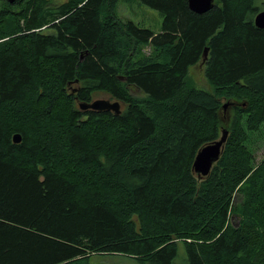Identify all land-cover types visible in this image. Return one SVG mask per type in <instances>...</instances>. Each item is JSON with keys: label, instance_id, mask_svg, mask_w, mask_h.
Instances as JSON below:
<instances>
[{"label": "trees", "instance_id": "1", "mask_svg": "<svg viewBox=\"0 0 264 264\" xmlns=\"http://www.w3.org/2000/svg\"><path fill=\"white\" fill-rule=\"evenodd\" d=\"M139 1L159 33L120 0H0V264H264V0ZM99 94L120 113L79 108Z\"/></svg>", "mask_w": 264, "mask_h": 264}, {"label": "water", "instance_id": "2", "mask_svg": "<svg viewBox=\"0 0 264 264\" xmlns=\"http://www.w3.org/2000/svg\"><path fill=\"white\" fill-rule=\"evenodd\" d=\"M13 3L15 0H6ZM215 0H187L189 9L196 14H203L208 12L214 6ZM254 25L258 29H264V10L260 11L254 17ZM207 48L204 49L202 54L201 65L207 59ZM232 102H225L222 106L223 112L226 113L227 107L232 105ZM81 110H92L96 112L111 111L115 114L120 113V104L118 102L110 101L109 99H96L91 103H80ZM228 137V130L224 129L218 140L209 143L202 147L196 154L193 161L192 170L198 177H205L209 174L212 166L219 160L221 151ZM13 143L18 144L21 142L19 134L13 136ZM238 225V224H236Z\"/></svg>", "mask_w": 264, "mask_h": 264}, {"label": "rangeland", "instance_id": "3", "mask_svg": "<svg viewBox=\"0 0 264 264\" xmlns=\"http://www.w3.org/2000/svg\"><path fill=\"white\" fill-rule=\"evenodd\" d=\"M54 1V3L58 4L63 0ZM118 13L119 17L124 22H133L138 26H142L146 29L152 30L154 33L160 32L161 17L159 13L156 10H153L147 6L140 4L139 0H132L130 3H126V1L120 0L118 6ZM144 52L148 54L150 52L149 47L145 48ZM188 77H190V79L193 81L194 87H197L201 90L208 88L206 80L204 78L202 66L198 65L191 67L188 71ZM96 98L109 99L108 96L101 94L96 95L93 99L95 100ZM222 115L224 116V122H226V120H228L230 117V111H228L227 113H222ZM253 151L256 162H260L264 158V126L260 135L255 139ZM107 258L109 259H107L103 263L95 262L94 264H117L115 262L116 259L110 258V256H107ZM128 259L129 258L127 257H118L117 262L118 264H137L136 262ZM92 260L94 261L95 257H92L90 259V263H92Z\"/></svg>", "mask_w": 264, "mask_h": 264}]
</instances>
